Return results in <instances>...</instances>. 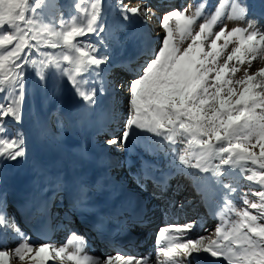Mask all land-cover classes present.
Returning <instances> with one entry per match:
<instances>
[{"label": "snow or ice", "instance_id": "obj_1", "mask_svg": "<svg viewBox=\"0 0 264 264\" xmlns=\"http://www.w3.org/2000/svg\"><path fill=\"white\" fill-rule=\"evenodd\" d=\"M45 6L46 0H0V162H20L27 156L22 133L8 134L9 124L22 120L27 67L34 69L41 87L47 86L49 74L66 77L89 109L98 93L106 94L107 81L114 91L126 92L122 133L107 139V145L127 147L133 135L145 132L160 138L162 144L183 145L178 159L185 169L217 178L227 175L226 169L239 170L249 184L256 186L242 192V208L232 207L225 197V207L234 218L224 219L219 213L222 222L213 236L186 238L197 227L195 222L160 229L156 237L157 264H191L189 258L201 253L226 264H264V66L249 71L253 61L264 64V26L258 27L255 19H248L247 4L222 0L207 14L203 3L194 11L190 5L165 12L160 17V44L144 53L143 63L123 83L105 77L102 66L110 62L106 52L99 55L96 44L80 39L106 30L101 23L103 0H78L74 8L79 17L65 18L60 12L59 19L52 16L47 21L41 13ZM51 7L55 10L58 6ZM146 9V4L127 7L118 0V11L125 21L142 10L147 16ZM225 17L231 22H244V26L229 28L223 22ZM100 43L106 50L107 42L101 38ZM240 66H244L243 75L237 77ZM92 73L96 77L92 81L81 79ZM89 83L101 87H82ZM76 156L84 162L88 152L81 149ZM151 167L145 162L138 182H163L149 172ZM224 187L232 193L238 190L230 184ZM103 190L102 183L77 185L74 206L88 210L90 193ZM43 211V206L36 209L38 213ZM102 219L98 218V227ZM0 230L20 236L11 250L0 249V264H9L10 258H18L20 264H48L52 259L61 264H148L130 255L87 254L86 241L77 233L60 247L33 245L3 209Z\"/></svg>", "mask_w": 264, "mask_h": 264}, {"label": "rangeland", "instance_id": "obj_2", "mask_svg": "<svg viewBox=\"0 0 264 264\" xmlns=\"http://www.w3.org/2000/svg\"><path fill=\"white\" fill-rule=\"evenodd\" d=\"M104 1L105 0H103V2ZM76 2H78V0H49L48 9L46 10V6L41 9L42 17L46 21L49 20L50 17L52 16H55L57 17V19H59L60 12H63L65 18H68L73 15L79 17V13L74 8V4ZM219 2H222V0H215L212 3V6L208 7L209 9L207 8L205 12L210 13L211 11H213L214 8L218 6ZM123 3L127 7H129V5L131 6V2L128 3L129 4L128 5L125 3V0H123ZM52 4H55L58 7L55 10H53L51 7ZM198 4L199 3H196L195 0H187V2L184 4L182 8H180V10L189 8V6L191 5L192 6L191 11H194L195 6H197ZM137 5H142V2L140 1L139 4L134 5V7H136ZM85 6H88L87 3L85 4ZM107 8H109L110 11H108ZM107 8H103V15L101 18V23L106 25V30L103 33H98V35H89L87 37H83L80 39L87 40L96 44L99 47L98 54L104 55L105 53L100 54L101 51H105V47H102L100 43V39L103 38V40L106 41L108 44V47L106 49L108 50V52H106V54L111 59L112 56L110 55L111 53L110 50H112V47L116 45V42H118L117 40L118 39L122 40V43L121 42L119 43L120 45H127L128 42L131 41L132 35L134 36V33H136L135 31L137 29L134 28L135 26L134 19L137 16H132L127 21L123 20L120 12L118 11V0H112L111 2H109ZM140 14L143 15L144 11L142 10ZM248 19H255L257 21L258 27L264 26V20L259 17L250 16L248 14ZM51 22L56 23L55 20ZM223 22L227 23L229 28L235 27L238 24L240 26H244V22H231L228 21L226 17L224 18ZM218 28L219 26H217L216 30H218ZM161 39L162 37L158 41L157 45L160 44ZM186 43L187 42H185L183 46H186ZM262 66H264V64H261L258 61H253V66L251 69H249V71H256L258 68ZM102 67L104 68V73H105L108 64ZM240 67H241V71L236 74L237 77L243 75L244 66H240ZM25 72H26V80H25L26 99L22 111V120L19 124L10 123L8 127V134H15L16 132L22 133L25 140H27V144L25 143L26 144L25 146L27 145L29 146V147L27 146L26 149L30 148L28 142L29 139L27 137L31 136L32 134L30 133L29 129L27 131L26 126H28V124L35 122L34 119H38L40 124L44 125V127L48 129V133L52 137V143H51L52 147L49 146L47 149L46 148L41 149L42 151L51 153L52 150H54L55 155H59L60 157L63 158L64 157L63 152L59 150H62L63 148H67V147L76 148V146H78L77 149L78 151H80L81 149L87 150L88 162H92L95 164V167H93L92 169H97V172L98 171L101 172L102 168L109 166V158H107L105 155H99V157L97 158L94 157L92 148L88 146L89 138L86 132L88 131L89 133L90 130L87 129V126H89L90 124L88 123L84 126L83 124L75 120V114H78L79 112L85 113V115L88 117L97 115V112H99V110H101V107L104 106V101L102 100V98H100V94L99 93L97 94L94 106L91 109H89L85 106L84 102L75 94L73 88L68 83L66 77H60L58 74L56 76L49 74L47 86L41 87L40 82L35 75V71L31 66L27 67L25 69ZM95 78L96 77L94 73L85 74L84 77H81V79H87L88 81H92ZM111 79L115 82H121L119 79H122V82H125L123 77L119 75H115V72L112 73ZM108 85H109L108 82L105 81L104 87L106 88V90H108ZM93 86L96 87L97 89L101 87L99 83L95 85H92L91 83L87 85L82 84V87H85L86 89H90ZM123 93L126 94L125 91ZM124 101L126 102V100ZM122 117H123V122L120 125V128L123 129L124 121L126 119V111L124 112ZM102 123L100 125H102ZM34 125L32 124L30 125V127L35 129L32 137L34 136V134H36V132H39L40 130L37 125L35 126ZM109 129L112 131V127H110ZM48 133L47 134L45 133L46 137H48ZM121 133L118 134L117 136H120ZM75 137L78 138L76 139ZM102 140L106 142L105 137H103ZM102 140H100V142L104 143ZM37 142L38 139L36 140L35 145L37 146V149H39ZM42 144L46 145V141H44L43 139H42ZM104 146H105L104 147L105 152L108 154H112L113 159L117 160L120 167L122 166L121 168L119 167L118 171L116 172L118 177L116 178L117 182H121L122 180H126V182L129 181L131 182V180H129L130 179L129 177L132 176L134 177L139 175L145 162L156 159L157 157H159V155H160L159 162L161 166L164 167L163 169H165L167 166H170L175 171H178V173L181 172L185 173L186 176L184 175V177L178 178L172 184L174 188L178 190L182 189L181 190L182 198H184L188 193H191L196 188L200 189L201 187L202 189H204L205 187L202 184L206 180L205 177H209L210 180L208 179V182L212 184V189H210L207 192H205L206 190H204L205 196L209 198V201H207L205 204L206 207L208 205L210 207L214 206L213 203L215 205L217 204L216 208L214 207L215 208L214 218L209 220L208 225L206 224V228H201V230L199 229V232L196 231L195 233L191 234L190 237L188 238L195 239L200 236H205V237L213 236L215 227L222 222L219 218V213L221 212L223 213L224 219L234 218V215L230 211V209L228 207H225V203H226L225 197H228V200L232 202V207L242 208L243 207L241 200L242 192L246 188L256 187L255 185L249 184V182H247L243 178L239 170L233 171L231 169H226L225 171L228 174L217 178L212 176L211 173H207V175H204L205 176L204 177L202 173H198L196 170L185 169L182 165L179 164V159H178L179 155L183 154V148H184L183 145L178 144L172 147L169 146L166 142L162 144L160 142V138L153 137L151 134L145 132H139L138 134L133 135L129 139L127 147L119 143L114 146H109L107 144ZM53 163L63 168L60 160H56V162ZM6 165L8 166V162H0V175H2V177H4ZM224 184H230L232 187L237 188L238 190L235 193H232L230 188L224 187ZM140 187L141 186H139V183L138 184L133 183L131 185V189H140ZM211 197H217L218 201L216 202L214 200H211ZM249 198L254 199L251 196ZM210 201L213 203H211ZM201 210H200L201 212L199 211L200 215H202V213L204 212L202 208ZM197 222L198 220H196L195 223ZM177 225H181V224H175V226ZM0 236H3V231H0ZM2 240L6 243L4 245H1L0 247V249L3 250H11L18 241L17 240L14 243L9 242L5 236L2 237ZM114 255L116 254L114 253ZM18 261H19L18 258H10L9 264H20V261L19 262ZM152 261L157 263V257L155 255ZM65 264H68V262L65 261Z\"/></svg>", "mask_w": 264, "mask_h": 264}, {"label": "bare ground", "instance_id": "obj_3", "mask_svg": "<svg viewBox=\"0 0 264 264\" xmlns=\"http://www.w3.org/2000/svg\"><path fill=\"white\" fill-rule=\"evenodd\" d=\"M130 2H131V6L134 7V5L139 4L140 0H125L126 4H128ZM209 2H210V0H204L202 2L203 4L206 5L205 10L207 9ZM248 5H249V8L252 5L254 7L256 5L262 6V8H263L262 16H263V14H264V0H251V3H248ZM131 6L129 5V7H131ZM248 14H249V10H248ZM156 46H157V44L153 48H155ZM133 48H135V49H132V48L131 49L136 50V46H133ZM126 51H129V48L124 47L122 49L121 55ZM141 57H143V56H141ZM108 76L112 77V72L107 74L106 77H108ZM120 81L122 82V80H120ZM123 92L124 91H120V92L115 91V93L112 94L109 90H106V94H103L102 97H103L104 102L108 103V102H112L113 100L116 101V98L120 97V95H122L121 93H123ZM117 121H118L117 126H118L119 130L115 136H117L118 134H120L122 132V128H120V125L122 124L121 122L123 121V117L121 119H117ZM102 122H103V120H95V121L91 120L89 123L90 125L87 126V129L90 130L89 133H88V131L86 132V134L88 135V138H89L88 146L92 148L93 156L96 158L99 157V155H105L107 158L112 156L111 154H108L105 152V148H104L105 146L104 145H106L107 143L102 140L103 137H105L107 140V139L111 138L112 136L111 137L108 136L106 130L104 128H102V126L100 125ZM26 128H27V131L29 129L30 133L33 135V132L35 131V129L30 127V125L26 126ZM38 134H39V132H36V134H34L33 137H32V135L27 137L29 139L28 142H29L30 148H27L28 150H27L26 158L22 159L20 162H8V166L6 165V170H5V174L3 177V181L0 183V204L2 203V201H4L3 199L5 197H8L10 199V201L13 204H15L16 212L21 213L23 216L27 215V213L30 211L29 210L30 207H32V209H33V208H35V205H39L40 200H41L40 194L42 193L43 189L45 188V186L48 183L50 184L49 185L50 187L55 188L54 183L50 182L49 179L61 181V183H62L61 185L64 187V190H66L71 195H75L74 190H75L76 186H75V184H72L70 182L73 180L76 181L78 179V176L76 173L81 172V173L87 174V173H93L94 172L93 171L94 169H90L88 167L83 166V164H79L80 162L74 158L75 156L67 159L65 152L62 150H59V151L63 152V155H64L63 158L60 157L59 155H55L54 150H52L51 153L50 152H44L42 150L39 152V150L37 149V146L35 145L36 140L39 139ZM43 135H45V133ZM75 138L77 139L78 137H75ZM100 140H102L104 143L100 142ZM25 143L27 144V140H25ZM45 148L47 149V147H45ZM69 151L72 154L78 153L77 149H75V150L70 149ZM159 157H160V155H159ZM159 157H157L156 159H153V160L160 161ZM56 160L61 161L63 168H61L57 164L53 163V162H56ZM70 160L72 161V163H69ZM159 164H160V162H159ZM119 167H120V165H119ZM116 171H118V170H116ZM171 171L178 173V171H175L173 168H171ZM68 172H69V175L67 176ZM39 173H41V176L39 175ZM180 175H181L180 178H182V177H184L185 173L181 172ZM204 175L205 174H203V176ZM205 178H206V180L203 182L202 185H204L205 188H206V186H208L209 189H212V184H210L208 182L209 177H205ZM129 180H131L132 183L136 184V180L134 178H130ZM196 189H198V188H196ZM204 189H202L200 187L199 193L196 194L195 196H197L198 198L203 200L205 194L202 191H204ZM44 196H47V195H44ZM209 196H211V195H209ZM207 201H209L208 197L206 199V202ZM205 203H203L204 205L202 208L204 210V212L202 213V215H200V213L197 215L199 218L197 216H195V220H198V222H200V219H201L202 223L208 225L209 220H211V219H208L209 211L214 213L215 209H213V206L210 207L209 205L206 207ZM211 203H213V202H211ZM213 205H215V204H213ZM200 210L201 209H199V211ZM184 224L185 223L182 222V225H184ZM37 227L39 228V231L42 234V236H44L43 234L49 233V230L46 232L43 231L38 226V224H37ZM205 228H206V226H205ZM0 231H3V230H0ZM3 236L0 237V247L2 244H6L5 242L3 243V240H2ZM11 238L14 240H19L20 236H19V234H16V233L11 231ZM44 240H45L44 243L45 242L47 243V240L45 238H44ZM86 246H87V243H86ZM48 264H56V263H54L52 260H50L48 262ZM59 264H61V263H59Z\"/></svg>", "mask_w": 264, "mask_h": 264}]
</instances>
